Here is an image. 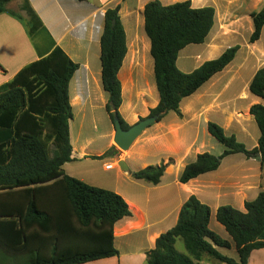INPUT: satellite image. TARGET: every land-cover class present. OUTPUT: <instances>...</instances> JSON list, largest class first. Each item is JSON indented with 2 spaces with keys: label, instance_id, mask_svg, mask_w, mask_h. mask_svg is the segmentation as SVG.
Instances as JSON below:
<instances>
[{
  "label": "crops",
  "instance_id": "obj_1",
  "mask_svg": "<svg viewBox=\"0 0 264 264\" xmlns=\"http://www.w3.org/2000/svg\"><path fill=\"white\" fill-rule=\"evenodd\" d=\"M150 1L29 0L44 28L30 36L29 17L21 9L23 0H13L7 10L19 18L9 12L0 15V87L13 81L25 67L46 57L54 47L78 65L69 81L73 160L66 162L62 170L88 185L119 194L132 214L113 227L118 255L85 264H147V253L155 248L162 234L177 224L183 204L192 195L210 207L209 228L230 243L229 248L218 251L238 260L237 249L225 227L216 224V229L212 228V219L225 205L245 211V203L264 191V164L253 157L232 154L222 160L217 170L187 183H181L180 176L198 155L220 156L225 151L208 131L211 122L220 125L227 135L236 136L249 150L258 146L261 132L250 108L264 101L251 93L250 85L264 67V27L256 42L250 43L249 39L254 31L252 14L263 7L264 0H190L194 8L213 7L215 20L204 43L188 45L179 53L177 66L182 72H193L232 46L240 45V49L223 71L181 101L180 114L167 112L128 151L122 152L114 143L115 128L107 108L109 93L102 84L100 39L106 11L120 6L127 45L119 71L123 99L120 113L132 126L149 117L160 101L151 40L145 30L144 11ZM160 1L170 5L186 0ZM111 150L117 154L104 157ZM121 160L128 171L119 167ZM170 160L172 163L157 185L134 176L141 169ZM108 165L112 167L107 168ZM113 169L117 171L114 173ZM54 232L52 220L28 230L29 234L44 236ZM255 255L263 256L264 264V249L254 251L249 264H254ZM198 264L220 263L204 259Z\"/></svg>",
  "mask_w": 264,
  "mask_h": 264
},
{
  "label": "trees",
  "instance_id": "obj_2",
  "mask_svg": "<svg viewBox=\"0 0 264 264\" xmlns=\"http://www.w3.org/2000/svg\"><path fill=\"white\" fill-rule=\"evenodd\" d=\"M12 1L0 0V15L9 12L7 5ZM21 9L29 17L30 36L44 29L29 0H23ZM119 11L117 6L105 13L100 58L111 120L117 116L123 129L128 130L130 126L120 113L123 99L119 71L127 45ZM144 14L160 96L149 116L161 118L169 111L180 114L181 101L223 71L234 60L240 45L184 73L177 66L179 53L188 45L205 42L214 25L215 9L194 8L190 0L170 5L152 0L146 4ZM252 19L250 43L261 36L264 5L252 14ZM77 68L59 47H54L46 57L0 87V199L17 200L0 207L5 208L0 210V219L11 220L4 221L2 225L6 227L0 231V263L14 258L19 259L16 264H85L118 255L113 227L132 215L127 202L113 191L88 185L62 170L66 162L73 160L69 81ZM250 91L264 101V67L255 74ZM250 114L261 132L255 149L249 150L236 136L227 135L220 125L211 122L208 131L225 146V151L220 156L198 155L185 167L180 182L217 170L222 160L232 154H260L264 164V104L253 105ZM115 154L117 151L111 150L104 157ZM171 163L172 160L141 169L134 173L135 178L157 185ZM210 217V207L195 195L190 196L180 210L177 224L162 234L155 248L147 253V264H198L204 259L220 264H249L252 253L264 249V191L245 203V211L230 205L217 211V221L235 244L238 260L218 251L229 248L230 243L209 228ZM47 220L54 222V234L28 233L31 226ZM178 239L183 240L188 255L176 249Z\"/></svg>",
  "mask_w": 264,
  "mask_h": 264
},
{
  "label": "water",
  "instance_id": "obj_3",
  "mask_svg": "<svg viewBox=\"0 0 264 264\" xmlns=\"http://www.w3.org/2000/svg\"><path fill=\"white\" fill-rule=\"evenodd\" d=\"M111 110H114V107L110 105ZM160 118V115L149 116L147 118L141 119L136 124L130 126L128 130H124L121 124L120 119L116 116L113 120L114 124V143L122 151H128L134 142L143 134V132L156 123ZM257 161H261V155L257 154L253 157ZM119 167L123 170L128 171L129 167L125 161L121 160L118 163ZM135 176V175H134Z\"/></svg>",
  "mask_w": 264,
  "mask_h": 264
},
{
  "label": "rangeland",
  "instance_id": "obj_4",
  "mask_svg": "<svg viewBox=\"0 0 264 264\" xmlns=\"http://www.w3.org/2000/svg\"><path fill=\"white\" fill-rule=\"evenodd\" d=\"M243 30L245 31V25L243 26ZM217 143H219L220 144V146H221V148H224L225 146L223 145V144H221L220 142H218L217 141ZM118 148V147H117ZM119 149V148H118ZM255 149V148H254ZM120 151H122L121 149H119ZM252 150V149H251ZM122 152H126V151H122ZM240 155V154H239ZM254 156H256V155H253L252 157H254ZM264 170V169H263ZM117 171V169H113V172L115 173ZM12 202H14V203H16L17 202V200H13V199H0V207L3 205L4 207H6V206H9V204H11ZM19 202V201H18ZM5 208H0V210H4ZM10 222L11 220H6L5 218L4 219H0V226H3L2 224H4L5 222ZM15 222V221H14ZM14 222H12L14 225H15V223ZM11 223V222H10ZM219 225L220 227H222L221 225H220V223L217 221V218H214L213 217V219H212V228H214V229H216V227H215V225ZM1 230H4V229H0V231ZM226 231V230H225ZM226 233V232H225ZM228 233V232H227ZM176 249L178 250V252H180V253H182V254H185V255H187L188 253H187V250H186V248H185V245H184V242H183V240L182 239H178V241H177V243H176ZM230 254H232L231 256H235L236 257V255L235 254H233V253H230ZM19 259H9V261L8 262H6V263H0V264H16V263H18L19 261H18ZM253 261H254V264H263L262 262H263V256H261V255H255V257L253 258Z\"/></svg>",
  "mask_w": 264,
  "mask_h": 264
},
{
  "label": "built area",
  "instance_id": "obj_5",
  "mask_svg": "<svg viewBox=\"0 0 264 264\" xmlns=\"http://www.w3.org/2000/svg\"><path fill=\"white\" fill-rule=\"evenodd\" d=\"M111 167H112V165H108V166H107V168H111Z\"/></svg>",
  "mask_w": 264,
  "mask_h": 264
}]
</instances>
